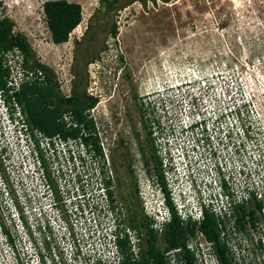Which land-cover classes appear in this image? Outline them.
Returning <instances> with one entry per match:
<instances>
[{"label": "rangeland", "instance_id": "obj_1", "mask_svg": "<svg viewBox=\"0 0 264 264\" xmlns=\"http://www.w3.org/2000/svg\"><path fill=\"white\" fill-rule=\"evenodd\" d=\"M44 1L0 0V17L15 21V32L28 37L41 62L55 70L61 93L69 96L75 40L83 38L100 3L70 0L87 8L86 15L67 42L55 43ZM113 20L119 26L117 37L95 25L97 51L86 56L96 57L86 73L87 92L98 101L87 110L93 129L85 134L97 139L101 153L82 140L55 137L51 143L38 134L40 130H32L22 106L14 100L4 117L0 111L1 264H27L37 250L19 219L22 240L14 243L2 232L4 225L12 223V211L17 217L18 200L35 210L43 206L50 220L56 219L54 231L60 228L63 241H59L70 253L61 264H90L115 250L112 231L119 224L130 225L125 197L133 190L124 164L126 149L133 158L137 195L145 214L153 221L164 210L148 142L143 140L145 155L141 157L132 134L141 131V119L152 122L149 114L159 121L156 143L168 186L172 193L181 194L185 204L195 202L198 180L218 179L222 173L240 195L255 188L264 196V0L136 1L109 17ZM1 56L19 67L16 54ZM14 114L27 129L18 126ZM65 120L72 122L67 126L75 125L70 114ZM200 121L202 125L195 124ZM36 137L51 180L39 158ZM108 177L113 199L105 185ZM49 186L61 197L60 217L50 208ZM258 216L257 229L236 234L229 230L227 237L235 254L254 255V264H264V211H258ZM66 226L74 228L72 235ZM37 258L34 253V264H42L38 254ZM216 261L212 251L209 264Z\"/></svg>", "mask_w": 264, "mask_h": 264}, {"label": "trees", "instance_id": "obj_2", "mask_svg": "<svg viewBox=\"0 0 264 264\" xmlns=\"http://www.w3.org/2000/svg\"><path fill=\"white\" fill-rule=\"evenodd\" d=\"M136 1L146 4L148 0H99L100 6L91 15L83 38L75 40L74 62L71 68L74 80L72 92L69 96L61 93L55 70L50 65L41 62L28 37L24 33L15 32V21L7 15L0 17V90L7 104L11 100H14V102L22 106L32 130L34 128L40 130L45 134L46 138L52 141L51 143H54V137H60L64 141H70L71 139L82 140L86 144L92 145L96 152L101 153L97 139L91 136V133L85 134L86 129L89 131L93 129V122L88 119L87 110L92 108L98 101V98L90 96L87 92L88 76L86 73L88 64L94 61L96 57L86 58V56L90 55L92 51H97L96 43L98 39L93 29L94 26L98 25L102 30L107 31L109 36L116 38L119 33V26L116 20L110 22L109 17L114 16ZM152 1L156 2L157 0ZM164 1L168 2L170 0ZM43 9L51 31L52 41L55 43L67 42L71 32L83 20V6L78 1L45 0L43 2ZM82 44L85 46H81ZM14 47H19L23 53V67L30 70H41L44 73L45 82L38 80L24 82L18 89L9 92L10 88L7 86L9 71L8 68L4 67L1 54L12 50ZM80 60L83 61L82 64H80ZM67 114H70L71 118L75 121V125L67 126L68 123L72 124V122L70 123L65 120ZM36 141L43 169L48 179L51 180V172L46 164L45 156L37 137ZM143 151L145 155V148ZM146 163L149 165L147 159ZM165 172L163 159L159 156L158 167L154 171L153 178L160 187V191L164 195L165 204L172 215L171 220L167 222L162 232L157 231L151 225L152 220L145 214L143 202L137 195L138 187L125 197L129 211V224L133 228L143 230L144 237L143 250L139 259H131L128 252V240L118 237V246L125 255L123 264H167L165 251L180 246L185 248L189 237L195 235L197 231H202L206 239L212 242L213 251L218 259L222 260L224 264H231L228 248L221 240L218 217L205 208V215L200 223L192 221L188 223L184 222L172 200ZM110 183V177L106 178L105 185L108 197L113 199ZM223 184L225 189L228 190L229 187L225 176ZM55 192V196L57 197V190ZM252 195L255 197V200L250 211H247V206L244 203L240 205L239 221L242 226H244V218L248 213L253 218L255 224L259 220L258 211L263 208V201L257 199L255 192H252ZM160 243H163V246ZM185 257L187 264H195V256L189 249L186 250Z\"/></svg>", "mask_w": 264, "mask_h": 264}, {"label": "built area", "instance_id": "obj_3", "mask_svg": "<svg viewBox=\"0 0 264 264\" xmlns=\"http://www.w3.org/2000/svg\"><path fill=\"white\" fill-rule=\"evenodd\" d=\"M11 53V55L16 54L19 59V67L15 68L10 64H7L3 59L4 67L8 68V75H7V86L10 88L9 92H12L18 89L21 84L24 82H32V81H41L43 82V78L45 79L44 73L41 70H30L23 67V53L19 47H14L12 50L8 52H4L2 54ZM39 78V79H37ZM1 93V90H0ZM0 102L4 105V112L7 113V103L5 102L4 96L0 94ZM18 120L20 121L19 117L17 116ZM21 126L24 129H27V124L22 122ZM39 135L43 136L42 132L38 133ZM60 140H62L59 137ZM210 178L207 181L198 180L200 184V189L196 190L195 195V202L193 204H185L182 196L180 193H172V200L176 206L177 212L182 218V220L186 223L188 222H196L200 223L205 215V208L208 209L210 212H213L219 221V217L222 216L224 213L230 214L234 205L238 203H243L250 200L253 197L252 192H255L257 195V199L263 201L264 203V196L261 192H258L255 188L249 189L245 191L243 195H240L236 192L234 187H229V193L225 191L220 184L219 178ZM231 184V183H230ZM229 184V185H230ZM50 191L51 187H49ZM261 190H264V187H261ZM230 193L234 194V199H232ZM53 198V195H52ZM55 200L52 201V206ZM50 205V207H51ZM264 211V206L262 208ZM152 217V216H151ZM171 212L167 206H165L164 210L159 211L158 214L153 216L152 226L159 232H162L167 224L171 220ZM52 225L56 223V219L52 217ZM233 223V222H232ZM54 227V226H53ZM119 228L112 231L113 235V243L115 245V250L110 252L107 256L103 258V260H97L94 258L91 260L90 264H123L125 260V255L122 253L118 246V237L125 238L128 240V252L131 259H139L142 254L143 250V237L144 231L133 228L130 225H126L124 223L119 224ZM67 232L69 235H72L74 232V228L67 227ZM58 230L60 228H57ZM233 230V229H232ZM229 231V230H228ZM235 233V230H233ZM63 234V233H62ZM63 241V235L60 237ZM229 250L233 258L237 259L238 253H234L235 246L230 242H228ZM57 245H53L52 250L54 253L57 252ZM189 249L193 255L195 256V264H209L211 252L213 251L212 242L208 241L202 231H197L195 235H191L187 240L186 247H174L170 248L165 251V260L167 264H187L185 252ZM214 252V251H213ZM66 255L70 257V253H68V249L66 247ZM215 258L217 259L215 264H220L219 259L217 258L216 254L214 253ZM1 264V262H0Z\"/></svg>", "mask_w": 264, "mask_h": 264}, {"label": "flooded vegetation", "instance_id": "obj_4", "mask_svg": "<svg viewBox=\"0 0 264 264\" xmlns=\"http://www.w3.org/2000/svg\"><path fill=\"white\" fill-rule=\"evenodd\" d=\"M144 109V107H143ZM143 109H140L139 111H142V115H145L144 114V110ZM151 115L153 118L152 122H150L149 124H147L146 120H142L141 119V131L140 132H136L135 130L133 131V138L135 139V142H136V145H137V150H138V155L139 156H143L144 155V147H143V140L146 139L147 142H148V149L150 150V157L153 158V165H154V171L157 169L158 167V158H159V150L157 149L158 145L156 143V134L159 133V130H160V125H159V121L157 120V116L155 114H149ZM151 124V125H150ZM190 129H195V125L193 127L190 126ZM191 130V131H192ZM125 143H128V141H126ZM130 151L129 149H126V152H125V168L127 170V172L129 173V178H130V181H131V188L133 191H135L137 189V179H136V176H135V169H134V163H133V158L130 157ZM223 173L220 175L219 177V180H220V184H221V187L227 191L228 193L230 191L226 190L225 187H224V184H223ZM227 185L228 187L230 186L229 185V182H227ZM234 187V186H233ZM49 190V189H48ZM48 198H49V201H50V205L52 204V201L55 200L54 204V208L53 206L51 205V209H54L55 210V213L57 216L60 217V209H61V198H60V195L58 194V196L56 197L55 194H53V191H50L48 193ZM52 195H53V198H52ZM232 199H234V194L230 193ZM255 200V197H251L250 200L248 201H251V203ZM248 201L244 202L243 203L247 206L248 204ZM240 205L241 203H238L236 205L233 206L230 214H227V213H224L222 216L219 217V229L221 231V240L223 241V243H225V245L227 246L228 248V254L230 256V259H231V264H254L256 263L255 261V258H254V255L251 256V257H246L243 255V257H241L239 254H238V257L237 259L233 258V256L231 255V252L229 250V245H228V242H229V239L227 237V232L228 230H235V234H236V231L237 230H240V231H247L248 229L252 228V229H257L258 228V225H259V220L256 221V223L254 224L253 222V218L251 217V215L248 213L246 215V217L244 218V226H242L241 222L239 221V218H240V212H239V209H240ZM43 207V206H42ZM252 207V206H251ZM251 207L247 206L246 209L247 211H250ZM41 209V208H39ZM233 222V223H232ZM58 224V223H57ZM59 225V224H58ZM53 234L55 235V240H53V243H57V250H59V239L61 237L60 235V231L57 229V232H54V230H52ZM259 242V245H263L262 241H258ZM219 262L220 264H224L222 262V260L219 259Z\"/></svg>", "mask_w": 264, "mask_h": 264}, {"label": "clouds", "instance_id": "obj_5", "mask_svg": "<svg viewBox=\"0 0 264 264\" xmlns=\"http://www.w3.org/2000/svg\"><path fill=\"white\" fill-rule=\"evenodd\" d=\"M3 108L4 105H2V102H0V111L4 117L5 112ZM13 119L17 121L18 126H21L15 114ZM195 124L202 125V122H195ZM42 137L46 138L45 134ZM196 188L198 190L200 189V184L198 182H196ZM18 204L20 205V207H18L16 203L14 206L18 214L17 217H15L14 212L12 211L11 216H9L12 219V223L10 224V226L4 225V228H2V232L6 235L8 234L10 236V239L14 243H16L19 238H21L22 240V234L17 222V219H19L23 226L22 230H25L26 233L29 234V238L31 241L32 239L35 240L34 246L37 249L36 251H33L31 256H29L27 264H34V253L36 254V260H38L37 254L39 255V258L41 260L40 262H42V264H61V259L65 260L67 258L66 246L63 243L59 242V250H57L56 253L53 252L52 247L53 245H57V243H53V240H55L53 236L54 234L52 232V230H54V227L51 223L48 213L46 212V208L42 207L41 209L35 210L33 207L30 208V206L25 203L22 204L20 200H18ZM0 223L2 226L3 224L1 221ZM40 239H42V241ZM41 243L43 246L40 245Z\"/></svg>", "mask_w": 264, "mask_h": 264}, {"label": "bare ground", "instance_id": "obj_6", "mask_svg": "<svg viewBox=\"0 0 264 264\" xmlns=\"http://www.w3.org/2000/svg\"><path fill=\"white\" fill-rule=\"evenodd\" d=\"M87 10V8L85 9V8H83V14L84 15H86V11ZM89 13V12H88ZM82 23V22H81ZM81 23L73 30V31H76L79 27H80V25H81Z\"/></svg>", "mask_w": 264, "mask_h": 264}, {"label": "crops", "instance_id": "obj_7", "mask_svg": "<svg viewBox=\"0 0 264 264\" xmlns=\"http://www.w3.org/2000/svg\"><path fill=\"white\" fill-rule=\"evenodd\" d=\"M64 43V42H63Z\"/></svg>", "mask_w": 264, "mask_h": 264}]
</instances>
